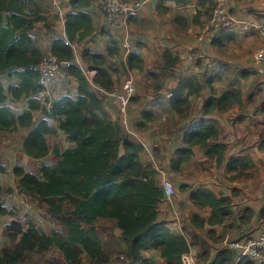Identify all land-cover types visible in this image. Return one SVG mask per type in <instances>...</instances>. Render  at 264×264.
<instances>
[{
  "label": "trees",
  "instance_id": "1",
  "mask_svg": "<svg viewBox=\"0 0 264 264\" xmlns=\"http://www.w3.org/2000/svg\"><path fill=\"white\" fill-rule=\"evenodd\" d=\"M45 1L48 0H0V131L25 128L27 134L22 147L28 156L41 160L51 152L56 157L52 163L40 161L38 175L18 164L12 172L19 177L20 191L44 207L61 229L46 232L28 213L20 217L15 207L7 208L0 202V214L12 217L5 233L11 245L0 247V264H23L27 252L52 249L63 256L66 264H80L83 253L92 263H106L108 255L102 249L96 229L100 218L114 219L121 229L125 243L122 264H154L144 255V251L151 248L160 251L165 264H183L182 256L189 252L195 240L188 241L185 235L173 233L165 220L158 219L157 207L164 197L161 185L156 183L158 170L151 163H143L140 158L143 145L129 138L118 121L109 118L100 95L91 88L81 67L73 62L72 44L92 41L95 36L92 16L86 9L91 0L68 1L64 35L53 34L49 43L48 53L68 62L67 74L75 79L76 92L62 93L52 99L44 94L38 71L44 53L34 28L38 22L50 28L44 11ZM205 2L211 14L214 2L199 0L200 5ZM223 32L229 31H220L216 36ZM215 37L211 39L214 43ZM113 53L112 45L105 54L89 48L81 51L87 70L95 72L93 82L104 90L113 88L111 75L116 69L105 65L106 58ZM163 60L164 67H170L178 62V56L165 50ZM143 64L138 52L128 54L127 68L141 71ZM2 75L10 79L6 86ZM240 75L245 76L246 72ZM209 87L210 94L202 102V117L184 127L182 145L174 150L170 159L169 167L173 171H179L192 158L196 145L203 147L208 157H215L217 164L223 161L226 144L215 140L218 128L207 117L224 112L233 104H241L242 92L234 84L219 93L213 86ZM201 90L202 83L197 77L180 78L169 92L170 109L184 116L190 108L189 98L198 96ZM14 103H21L22 107L16 109ZM35 111L41 114L37 119L33 116ZM141 116L139 128L154 118L149 110L142 111ZM57 129L73 142L72 146L60 150L57 144L49 145L47 136L55 134ZM251 166V159L240 155L230 156L226 163L228 171L237 172L232 178ZM0 171H4L1 164ZM179 189L186 191L190 187L181 184ZM2 192L0 186V196ZM189 198L198 208H210L207 220L198 215L191 218L195 227L201 228L205 223L221 224L232 215L228 195H216L209 189L197 187L189 190ZM253 214V210L245 208L239 215L240 223H247ZM236 257V251L222 247L208 264H234ZM241 260L235 264H240ZM244 260V264H254L251 259Z\"/></svg>",
  "mask_w": 264,
  "mask_h": 264
},
{
  "label": "crops",
  "instance_id": "2",
  "mask_svg": "<svg viewBox=\"0 0 264 264\" xmlns=\"http://www.w3.org/2000/svg\"><path fill=\"white\" fill-rule=\"evenodd\" d=\"M142 1L143 8L130 17L127 33H119L106 29L102 12L95 0H91L86 9L92 16L95 36L92 41L74 42L72 47L77 46L79 52L83 48H89L105 54L109 45L114 46V53L106 58V64L116 69L111 75L113 87L120 85L126 77H131L136 87L133 99L125 109H119L110 101L106 94L109 90H104L93 82L95 72L87 70L85 62L81 60L79 66L91 88L100 95L109 118L118 121L129 138L143 145L140 158L143 163H151L158 170L156 183L161 185L164 180L173 183L176 192L172 197L162 198L157 207V217L165 220L173 233L185 235L188 241L195 240L189 252L182 256V263L208 264L217 250L238 234L237 227L255 233L259 220L264 217V37L257 32H250L237 38L229 32H223L215 37L214 43L204 36L210 16L207 2L200 5L199 0ZM44 11L47 21L50 16L55 20L54 26L50 24L52 32L48 31L43 22L36 23L34 31L39 39V46L40 39L48 37V44L44 49L49 51L52 35H64V21L57 17L48 1L44 2ZM231 12L238 17L264 21V0H232ZM201 42L204 44L203 49L199 48ZM165 50L172 56H178V62L173 66L164 67ZM131 51L138 52L142 57L143 70L127 68V57ZM115 63L117 65H113ZM242 71L246 72L245 76L240 75ZM189 75L199 79L202 90L198 96L189 98L187 126L202 117V102L210 94L209 85L219 93L234 84L242 92V101L224 112H215L207 117L218 128L215 140L226 144L223 161L217 164L215 157H208L204 148L196 145L193 147L192 158L186 164L193 162V165L197 164V168L194 166V174L186 173L179 179L178 176L175 177L176 171L170 169L169 163L174 150L182 145L181 135L186 125L178 122L180 115L170 109L168 96L179 79ZM66 81L70 86L69 90H72L69 93L75 94V79L69 76ZM66 92V86L59 87L53 97H50L52 99ZM147 100L149 103H146ZM144 110H149L154 115L164 110L170 113L173 120L146 122L144 127L139 128L138 123L142 121L141 113ZM33 116L39 118L41 114L35 111ZM158 117L157 115V119ZM51 123L56 126L54 120ZM26 134L27 129L22 127L10 132L0 131V164L4 167V171H0V186L3 189L0 202L7 208L18 209V215L23 201L30 200L32 205L33 203L20 191L19 177L13 174V167L18 164L26 171L38 175L40 161L52 163L56 160L54 155L51 161L45 160L47 156L41 160L28 156L22 147ZM56 135L58 138L54 139L53 145L57 144L60 150L73 145L58 129L55 134L47 136L48 143L50 136ZM155 148L159 149V155H155ZM232 155L247 156L252 162V166L236 178L232 176L237 172H230L226 168L227 160ZM164 165L167 170L163 168ZM181 184H190L193 189L203 187L216 195L230 196L232 215L221 224L205 223L201 228L193 226L191 218L198 215L207 220L210 208L196 207L189 198V190L179 189ZM7 188L9 191L5 192ZM245 208H250L254 214L247 223L242 224L239 215ZM43 214H46L45 209ZM4 216L8 215L0 214V217ZM11 219L8 216L7 220ZM45 225L46 232L61 229L60 224L57 228H51L48 220ZM96 229L102 249L108 255L107 262L101 264H121L119 256L122 255L121 252H125V243L116 221L100 218L96 222ZM210 230L212 233H209ZM202 244L204 249H201ZM108 245L118 247L119 252L115 253L114 248L106 251L105 246ZM144 255L154 264H165L157 249H147ZM85 260L88 264H96L83 253L80 264ZM238 261L236 257L234 264ZM244 263L242 258L240 264Z\"/></svg>",
  "mask_w": 264,
  "mask_h": 264
},
{
  "label": "built area",
  "instance_id": "3",
  "mask_svg": "<svg viewBox=\"0 0 264 264\" xmlns=\"http://www.w3.org/2000/svg\"><path fill=\"white\" fill-rule=\"evenodd\" d=\"M54 13L64 21L69 0H48ZM104 16L105 27L112 32L127 33L130 17L143 8L142 0H95ZM214 4L208 18L205 31L209 38L215 37L220 31L234 33L235 37L246 36L250 32H257L264 37V21H256L251 17H238L231 12L232 0H213ZM201 47V45H199ZM264 51V47L262 48ZM68 62L59 60L55 55L46 53L42 56L38 71L40 81L44 85V94L49 99L50 90L54 83L67 80L66 67ZM59 85V84H57ZM135 83L131 77H126L120 85L113 87L106 94L110 101L119 109H125L131 102L135 93ZM163 195L166 198L175 194V188L170 180L161 183ZM32 211L30 200L22 202L21 213ZM37 225L44 222L42 215H34ZM240 232L245 231L239 229ZM224 248L236 251L238 259L248 258L256 263L264 262V218L259 220V226L255 233L241 234L239 237L227 240Z\"/></svg>",
  "mask_w": 264,
  "mask_h": 264
},
{
  "label": "rangeland",
  "instance_id": "4",
  "mask_svg": "<svg viewBox=\"0 0 264 264\" xmlns=\"http://www.w3.org/2000/svg\"><path fill=\"white\" fill-rule=\"evenodd\" d=\"M54 21L55 20L53 19V17L50 16V18L48 19L47 23L50 26V24L53 25V22ZM56 25L57 24L55 23V31L57 32ZM47 29L50 32L51 31V26H50V28H47ZM204 36L211 41L212 38H209V36L206 33V31L204 32ZM236 37L239 38L238 36H236ZM37 40H39V39H37ZM39 42H40L41 48L44 49L45 46H47V44H48V37H45L44 40L43 39H40ZM199 45H201V47L199 46V48L203 49L204 44L201 42ZM47 52L48 51L45 50L44 54H46ZM73 52H74V60H73V62L75 64L79 65L82 62L81 61V52H79V50L77 49V46H75L73 48ZM105 65H106L107 68L112 69L111 66H108L106 64V60H105ZM113 65H117V64L115 63ZM123 70H125V69H123ZM145 73H147V72H145ZM1 78H2L3 84L6 86L7 85V82L10 79L7 78L5 75H2ZM66 83H67L66 80L57 82V84H59V85H57L56 83H54L53 84L54 86H52V88L50 90V92H51L50 95L53 97V95L56 93V90L59 87L64 88L66 86V89L68 90V92L69 91H72L71 89L69 90L70 86H69L68 83L66 85ZM146 103H149V100H147ZM13 105H14V107L16 109H19L22 106L21 103H14ZM157 115L159 116L158 119H157ZM157 115H154V118L152 120L153 122L156 121V120H159V119L160 120H163L164 119L165 122H167V121L172 122V120H173L172 117L170 116V113L169 112H165L164 110H162V112H160ZM188 116H189V111L184 116H179L178 122L181 123L182 125H186L188 123V121H189L188 120V118H189ZM35 118H38V117L35 116ZM152 121H150V122H152ZM57 138H58V135H56L55 137H51L50 136V138H49V145L52 146L53 145V142H55L54 139H57ZM155 150H156L155 155H159V149L158 148L157 149L155 148ZM52 156H53V154L50 152L47 155V157H46L45 160L51 161ZM193 164H194L193 162L187 163V164L186 163L183 164L182 167H181V169L179 171H176L175 172V177L178 176L179 179H180L181 176L182 175H185L186 173L194 174V169H195V167L197 168V164L196 165H193ZM163 168L167 170V167L165 165L163 166ZM187 185H190V184H187ZM189 187H190V189H193L192 185H190ZM175 192H176V189H175ZM32 203H33V205H32V211H30L28 214L31 215L33 219H34V215H37V214L38 215H41L42 214L43 216L45 215L44 216V219L45 220H44V222L41 225H39L40 227H42L43 229H45L46 228L45 223H46L47 220L49 221L51 228H57L58 227L59 223H58L57 220L55 221L54 218L52 219V217H50L47 213L46 214H43L44 207H42L41 205H39L37 201L32 200ZM34 211L37 212V213H34ZM23 215L24 214L20 212V215L19 216L22 217ZM7 218H8V216L0 217V247H2L3 245H6V244L11 245V243L8 241L7 237L5 236V233H6V224L9 221V220H7ZM263 218L264 217H262L261 219H263ZM258 226H259V223H258ZM231 228H233V227H231ZM237 228H238V234L236 236H234L233 238L239 237V235H241L243 233L244 234H250L251 233L250 231H247V230H245L243 232H240V230H239L240 227H237ZM232 230H229V232H232ZM110 248H114L113 250H114L115 253L119 252V248L118 247H115V246H112L111 247V245L105 246L106 251H111ZM201 249H204V247L201 246ZM121 253H122V255L119 256V261L122 264V259L123 258L125 259V252H121ZM252 261H254V264H257L255 260H252ZM23 264H66V262H65L63 256L58 251H56L55 249H52L50 251L41 252V253H38V252H27L26 258H25ZM83 264H88L87 260H85L83 262Z\"/></svg>",
  "mask_w": 264,
  "mask_h": 264
}]
</instances>
